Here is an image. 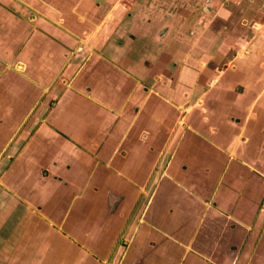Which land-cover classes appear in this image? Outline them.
<instances>
[{
	"label": "crops",
	"instance_id": "crops-1",
	"mask_svg": "<svg viewBox=\"0 0 264 264\" xmlns=\"http://www.w3.org/2000/svg\"><path fill=\"white\" fill-rule=\"evenodd\" d=\"M207 3L0 0V264H264V24Z\"/></svg>",
	"mask_w": 264,
	"mask_h": 264
},
{
	"label": "rangeland",
	"instance_id": "rangeland-1",
	"mask_svg": "<svg viewBox=\"0 0 264 264\" xmlns=\"http://www.w3.org/2000/svg\"><path fill=\"white\" fill-rule=\"evenodd\" d=\"M205 1L208 2V11H202L203 19L210 21V18H217L221 25L218 28L223 29L224 32V27L228 25V31L234 34L233 39H243L242 33L248 28V22L254 26L253 29H249L251 36L263 28L264 0H202L203 5ZM188 12L189 10L186 11ZM187 15L185 17H188Z\"/></svg>",
	"mask_w": 264,
	"mask_h": 264
}]
</instances>
